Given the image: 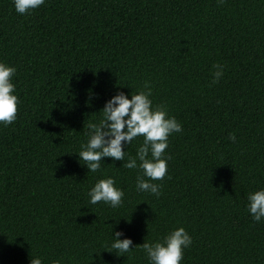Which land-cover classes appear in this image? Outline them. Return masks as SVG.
<instances>
[{"label": "trees", "instance_id": "obj_1", "mask_svg": "<svg viewBox=\"0 0 264 264\" xmlns=\"http://www.w3.org/2000/svg\"><path fill=\"white\" fill-rule=\"evenodd\" d=\"M0 61L20 100L0 127V264H148L138 247L112 253L111 229L136 246L178 227L182 264H264V220L245 207L264 187V0H45L23 16L0 0ZM145 82L182 124L158 198L136 190L138 169L105 158L87 173L76 156L104 103ZM108 176L118 208L88 202Z\"/></svg>", "mask_w": 264, "mask_h": 264}, {"label": "clouds", "instance_id": "obj_2", "mask_svg": "<svg viewBox=\"0 0 264 264\" xmlns=\"http://www.w3.org/2000/svg\"><path fill=\"white\" fill-rule=\"evenodd\" d=\"M223 0H218L222 3ZM45 0H12L15 12L21 16L31 15ZM212 84L223 75V65H213ZM16 68L0 61V127H8L17 119L19 97L13 77ZM151 87L145 82L143 89L135 94L117 91L109 98L100 110L102 118L98 123H90L86 133L87 141L80 145L76 153L78 161H83L87 173L101 170L105 158L113 162L120 161V167L138 169L135 187L138 192L160 196L161 181L167 173L168 161L171 159L165 152L168 148V138L173 133L182 132V124L168 113L162 105H153L150 99ZM142 137V143L136 149L135 156H129L124 149L134 139ZM229 140H235L229 134ZM90 204L103 203L110 208H118L124 202V191L116 185L113 177L98 179L87 192ZM246 209L254 222L264 220V187L247 195ZM112 231L108 247L117 257L130 253L135 248L143 250L148 264H182L184 250L189 248L192 238L183 228L171 230L162 238L148 242L144 239L141 245L133 246L130 238L121 239L124 234ZM30 264H43L39 255L30 257ZM50 264H62L60 259L52 260Z\"/></svg>", "mask_w": 264, "mask_h": 264}]
</instances>
